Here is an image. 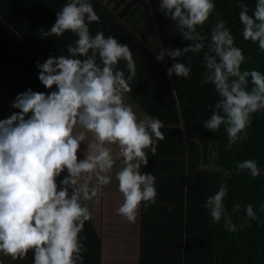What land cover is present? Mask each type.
Returning a JSON list of instances; mask_svg holds the SVG:
<instances>
[{
  "label": "clouds",
  "instance_id": "clouds-1",
  "mask_svg": "<svg viewBox=\"0 0 264 264\" xmlns=\"http://www.w3.org/2000/svg\"><path fill=\"white\" fill-rule=\"evenodd\" d=\"M235 5L243 40L264 53V0ZM159 10L191 43L161 46L155 59L172 58L167 76L187 79L193 59L187 54L203 50L200 86L211 84L217 99L207 105L210 115L202 127L216 132L223 125L231 150L247 138L253 114L264 112V72L242 68L250 57L235 43L216 0H159ZM99 21L92 0H66L51 27L40 29L43 37H75L67 54L36 62L38 80L50 91L29 87L16 94L12 110L0 119V264L24 261L29 253L31 264H84L83 231L93 219L89 202L98 203L110 184L123 198L116 212L130 223L141 206L157 204L156 176L142 169L164 139V124L125 102L136 62L128 44L104 31L90 32ZM181 57L188 63L176 59ZM234 173L256 178L264 166L243 159L224 171L228 179ZM229 191L225 180L205 198L211 223L231 233L253 221L264 224V200L258 207L238 201L229 206Z\"/></svg>",
  "mask_w": 264,
  "mask_h": 264
},
{
  "label": "trees",
  "instance_id": "trees-1",
  "mask_svg": "<svg viewBox=\"0 0 264 264\" xmlns=\"http://www.w3.org/2000/svg\"><path fill=\"white\" fill-rule=\"evenodd\" d=\"M216 11L227 21L237 46L243 49L246 57H250L242 68L264 72V53L258 51V45L243 40L240 35L239 9L235 0H216ZM209 27L205 24L203 34L208 33ZM182 40L183 37L176 34L170 37L169 43ZM38 52L42 53V50ZM202 52L187 54L193 58L192 71L187 79L175 74L171 78L167 76L172 58L166 56L164 66L157 61L161 64L164 80L160 93L151 94L155 97L151 104L154 109L149 107L146 112L163 122L164 139L159 141L155 156L149 153V164L142 170L151 171L156 176L157 197L166 193L159 187L163 181L182 189L184 200L179 201L173 223L170 221V224H163L149 233H144L149 225H146V210H143L139 264H264V224L257 225L253 221L251 227L231 233L223 228L222 223H211L203 206L205 198L225 180L230 189L225 201L229 206L238 201L242 206L251 203L258 207L264 200V175L252 178L244 173H234L230 179L224 175L225 169H234L235 164L243 159H255L264 166V112L253 114L247 138L234 144L231 150L227 147L223 125L216 132L203 128L201 120L210 115L207 105L213 104L217 96L211 84L200 86ZM8 54V50L0 49V58ZM151 55L154 57L155 52ZM176 59L188 63L186 58ZM26 69L0 60V119L12 110L10 104L16 94L26 90L29 80L17 77ZM139 105L144 107L142 100ZM212 152L216 155L213 156ZM169 232L173 234L169 236ZM83 235L87 236L84 264H102L103 239L93 219L85 223ZM161 250L166 252L162 258L160 253H147ZM24 264H31V257H27Z\"/></svg>",
  "mask_w": 264,
  "mask_h": 264
},
{
  "label": "crops",
  "instance_id": "crops-1",
  "mask_svg": "<svg viewBox=\"0 0 264 264\" xmlns=\"http://www.w3.org/2000/svg\"><path fill=\"white\" fill-rule=\"evenodd\" d=\"M65 2L66 0H0V49L9 51L8 56L0 60L8 62L11 66L27 67L26 71L17 76L29 80L27 88L50 91L38 80L39 69L36 62H43L49 54H67L68 45L75 39L70 32L60 37L40 35V29L47 30L55 22L56 12ZM92 2L100 21L90 24V32L93 35L96 31H104L105 35L111 34L121 43L128 44L133 53L137 76L131 82L132 91L125 94V102L132 105L138 115H143L147 113V108L154 109L151 104L155 97L151 94L160 93L164 80L161 64L157 63L151 53L159 51L161 46L171 48L185 45L189 41L183 39L169 43L171 36L181 34L177 31L175 22L159 10V0ZM41 50L42 53H39ZM119 66L123 68L124 62ZM141 100L144 107L139 105ZM159 187L166 193L160 198L157 197L156 205L148 208L141 206L135 223L128 222L116 212L123 198L115 183L105 186L104 194L98 203L89 202L93 220L103 239L102 264L140 263L143 210H146L144 217L146 225H149V229L144 233L158 230L163 224H170V221L174 222V212L179 206V201L184 200L183 190L163 181ZM172 234L169 232V236ZM147 253H160L159 257L162 258L166 252L161 250ZM13 264H24V261Z\"/></svg>",
  "mask_w": 264,
  "mask_h": 264
}]
</instances>
